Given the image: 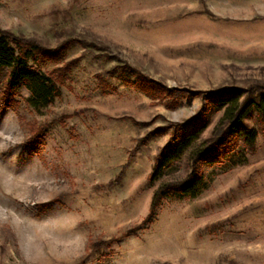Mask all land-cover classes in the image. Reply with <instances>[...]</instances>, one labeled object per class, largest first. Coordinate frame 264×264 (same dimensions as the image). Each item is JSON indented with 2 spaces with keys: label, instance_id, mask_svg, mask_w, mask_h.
<instances>
[{
  "label": "rangeland",
  "instance_id": "rangeland-1",
  "mask_svg": "<svg viewBox=\"0 0 264 264\" xmlns=\"http://www.w3.org/2000/svg\"><path fill=\"white\" fill-rule=\"evenodd\" d=\"M0 30L53 52L28 64L58 89L45 107L23 89L0 107V264H264L255 114V146L234 147L246 164H201L197 198L150 213L184 158L148 183L171 140L202 123L210 136L222 111L206 95L264 94V0H0Z\"/></svg>",
  "mask_w": 264,
  "mask_h": 264
},
{
  "label": "trees",
  "instance_id": "trees-1",
  "mask_svg": "<svg viewBox=\"0 0 264 264\" xmlns=\"http://www.w3.org/2000/svg\"><path fill=\"white\" fill-rule=\"evenodd\" d=\"M53 52L42 49L31 40L17 38L0 30V73L4 72L3 85L0 86V107L10 103V94L23 89L29 94L27 103L33 109L45 107L58 96V89L51 76L45 75L29 66L28 62H40ZM2 88V89H1ZM168 94L172 91L167 92ZM9 100V101H8ZM222 115L210 136L200 141L205 129L202 123L179 139L174 146L171 140L155 158L148 183L158 180L174 163L184 158L190 171L182 179L161 184L151 198L150 213L158 204L168 198L195 199L207 187V180L199 174L201 164L221 165L225 170L246 164L244 151L234 152L237 144L243 149H252L256 143V131L250 128L245 119L255 114L264 130V94L260 88L242 90L223 88L206 95ZM224 166H223V165Z\"/></svg>",
  "mask_w": 264,
  "mask_h": 264
}]
</instances>
